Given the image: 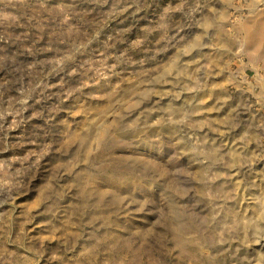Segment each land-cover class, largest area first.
Returning <instances> with one entry per match:
<instances>
[{
    "label": "rangeland",
    "instance_id": "obj_1",
    "mask_svg": "<svg viewBox=\"0 0 264 264\" xmlns=\"http://www.w3.org/2000/svg\"><path fill=\"white\" fill-rule=\"evenodd\" d=\"M0 264H264V0H0Z\"/></svg>",
    "mask_w": 264,
    "mask_h": 264
}]
</instances>
